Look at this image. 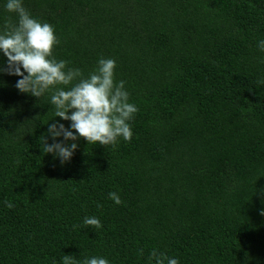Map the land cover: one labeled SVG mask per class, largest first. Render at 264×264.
I'll return each instance as SVG.
<instances>
[{
	"label": "trees",
	"instance_id": "trees-1",
	"mask_svg": "<svg viewBox=\"0 0 264 264\" xmlns=\"http://www.w3.org/2000/svg\"><path fill=\"white\" fill-rule=\"evenodd\" d=\"M24 7L54 27L56 58L85 76L115 59L138 111L130 141L81 138L61 165L43 150L46 123L60 119L49 96L0 76V264H150L154 248L180 264H264V0ZM9 17L0 4V25ZM85 216L102 228L84 227Z\"/></svg>",
	"mask_w": 264,
	"mask_h": 264
},
{
	"label": "clouds",
	"instance_id": "clouds-1",
	"mask_svg": "<svg viewBox=\"0 0 264 264\" xmlns=\"http://www.w3.org/2000/svg\"><path fill=\"white\" fill-rule=\"evenodd\" d=\"M3 10L14 14L15 20L6 18L0 25V76L20 77L15 88L24 94L41 98L49 96L54 117L59 120L47 124L43 150L52 154L61 165L71 161L81 138L88 144L115 146L120 139L130 141L133 136L130 121L138 108L129 100L125 81L116 79V60L100 57L95 67L84 75L78 67L57 59L54 48L60 44L54 27L35 18L25 7L24 0H0ZM258 51L264 53V39L257 41ZM264 83V81H261ZM61 121H68L67 126ZM116 205L122 200L116 191L108 193ZM4 206L12 208L7 201ZM264 215V210L261 211ZM83 226L102 228L96 216H85ZM143 255V249L140 250ZM150 264H180L174 256L152 249ZM60 264H111L102 255L85 257L78 261L72 255H64Z\"/></svg>",
	"mask_w": 264,
	"mask_h": 264
}]
</instances>
